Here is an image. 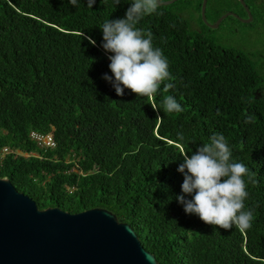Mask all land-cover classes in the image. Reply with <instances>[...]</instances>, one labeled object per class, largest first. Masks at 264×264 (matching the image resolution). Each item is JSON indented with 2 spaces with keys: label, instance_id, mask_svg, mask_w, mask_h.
I'll list each match as a JSON object with an SVG mask.
<instances>
[{
  "label": "trees",
  "instance_id": "16d2710c",
  "mask_svg": "<svg viewBox=\"0 0 264 264\" xmlns=\"http://www.w3.org/2000/svg\"><path fill=\"white\" fill-rule=\"evenodd\" d=\"M244 2L253 21L264 23V0ZM131 3L0 0V147L28 155L6 157L0 179L41 210L111 212L158 264H264V98L249 54L216 46L162 6L137 27L153 34L171 79L154 97L127 88L117 96L102 78L112 73L101 26L124 18ZM82 31L94 46L80 39ZM169 83L175 87L165 91ZM167 95L183 112L165 109ZM31 132L51 135L55 147H39ZM215 133L225 136L235 162L256 173L258 183L246 188L245 210L253 209L247 230L206 224L176 199L184 195L182 154Z\"/></svg>",
  "mask_w": 264,
  "mask_h": 264
},
{
  "label": "clouds",
  "instance_id": "9594fccd",
  "mask_svg": "<svg viewBox=\"0 0 264 264\" xmlns=\"http://www.w3.org/2000/svg\"><path fill=\"white\" fill-rule=\"evenodd\" d=\"M94 2L87 0V7L91 8ZM69 3L79 6V0H69ZM113 3L117 6L121 0H113ZM163 3L164 0H132L124 18L108 19L101 26V47L106 53H111L108 67L112 73V76L104 74L102 78L112 84L117 96H122L127 88L141 97H154L161 83L171 79L167 58L160 48L153 46V34L137 27L144 16L156 12ZM79 37L95 45V41L83 31ZM174 87L175 84L169 83L164 90ZM163 104L170 113L184 110L174 95H167ZM177 136L183 141V133H177ZM182 159L183 163L177 171L184 176L181 184L184 195L176 199L183 205L184 212L196 214L204 223L225 230L232 229L234 225L241 230L249 229L253 209L245 210L244 202L249 196L247 183H258L256 173L233 160L232 149L225 136L222 133L213 134L191 155L184 152ZM186 195L191 199H186Z\"/></svg>",
  "mask_w": 264,
  "mask_h": 264
},
{
  "label": "water",
  "instance_id": "95a60500",
  "mask_svg": "<svg viewBox=\"0 0 264 264\" xmlns=\"http://www.w3.org/2000/svg\"><path fill=\"white\" fill-rule=\"evenodd\" d=\"M178 0H168V6ZM202 1L205 22L207 0ZM250 23L252 15L239 0ZM161 6V7H162ZM233 13L221 16L217 28ZM0 264H158L130 225L104 209L70 214L58 208L41 210L19 193L7 179H0Z\"/></svg>",
  "mask_w": 264,
  "mask_h": 264
},
{
  "label": "rangeland",
  "instance_id": "374dc122",
  "mask_svg": "<svg viewBox=\"0 0 264 264\" xmlns=\"http://www.w3.org/2000/svg\"><path fill=\"white\" fill-rule=\"evenodd\" d=\"M229 1L207 0L205 22L201 14L200 0H178L168 7L187 22L191 32L202 33L222 49L239 50L249 54L260 77L256 93L264 98V23L253 21V15L251 25L241 21L245 19L242 10L236 8L233 0ZM219 12L223 15L233 13L238 18L227 17L217 28H212L218 20H215V14Z\"/></svg>",
  "mask_w": 264,
  "mask_h": 264
},
{
  "label": "built area",
  "instance_id": "2783aa9c",
  "mask_svg": "<svg viewBox=\"0 0 264 264\" xmlns=\"http://www.w3.org/2000/svg\"><path fill=\"white\" fill-rule=\"evenodd\" d=\"M29 136L30 139L41 148L53 149L55 147V142L52 139L51 135H44L37 132H31ZM8 156L27 157L28 155L20 152L19 150L12 149L8 146L0 147V167Z\"/></svg>",
  "mask_w": 264,
  "mask_h": 264
}]
</instances>
